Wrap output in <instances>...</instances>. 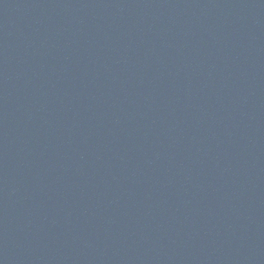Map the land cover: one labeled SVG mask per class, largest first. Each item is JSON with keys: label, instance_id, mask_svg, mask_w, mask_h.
I'll list each match as a JSON object with an SVG mask.
<instances>
[{"label": "water", "instance_id": "obj_1", "mask_svg": "<svg viewBox=\"0 0 264 264\" xmlns=\"http://www.w3.org/2000/svg\"><path fill=\"white\" fill-rule=\"evenodd\" d=\"M0 264H264V0H0Z\"/></svg>", "mask_w": 264, "mask_h": 264}]
</instances>
